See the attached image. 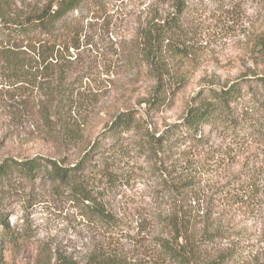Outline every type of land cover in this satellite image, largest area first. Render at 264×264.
<instances>
[{
    "label": "rangeland",
    "instance_id": "rangeland-1",
    "mask_svg": "<svg viewBox=\"0 0 264 264\" xmlns=\"http://www.w3.org/2000/svg\"><path fill=\"white\" fill-rule=\"evenodd\" d=\"M48 1L16 0L15 7L28 11ZM103 3L102 10H85L73 18L64 38L76 48L55 46L44 52L34 42L19 48L22 61L28 59L21 70L25 80L16 84L0 80V162L40 156L72 168L86 149V168L76 173L91 196L116 217L120 231L111 234L88 222L82 206L44 174L33 181L4 180L0 248L7 264H34L39 249L76 264H87L93 253L112 251L128 264H177L157 261L146 248L150 236L160 232L156 214L169 203L162 185H187L184 191L196 192L201 207L219 209L225 203L218 189L230 175L258 169L264 174V140L236 142L209 128L200 144L181 141L161 151L154 172L130 140L108 143L100 151L94 148L118 110L131 108L158 133L176 121L189 98L204 87L237 81L243 94L238 103L263 101L264 90L254 75L264 70V63L256 62L250 47L264 30V0L190 5L178 17L176 28L189 44L188 51L176 56L166 51L148 56V43L140 37L150 23L176 17L174 0ZM165 64L169 74L164 73ZM158 86L166 103L153 108L145 100ZM233 217L234 223L252 224L253 251H260L258 259L264 263V251L259 249L264 241L256 235L254 223L259 216ZM2 221L17 231L28 227L30 240L18 248L2 245Z\"/></svg>",
    "mask_w": 264,
    "mask_h": 264
},
{
    "label": "trees",
    "instance_id": "trees-1",
    "mask_svg": "<svg viewBox=\"0 0 264 264\" xmlns=\"http://www.w3.org/2000/svg\"><path fill=\"white\" fill-rule=\"evenodd\" d=\"M227 0H174V16L163 23H150L140 33L142 41L148 43V56L169 54H187L189 44L176 31L178 17L190 5L200 6L202 3L212 5L225 4ZM219 5V4H218ZM16 0H0V80L11 84L25 80L22 74L26 63L20 57L19 48L23 43L34 42L44 47L47 52L55 46L68 50L77 47L74 42L68 44L64 33L72 27V20L83 11L95 12L105 6L103 0H49L40 7L28 11L16 9ZM62 31V32H59ZM251 53L256 62L264 63V30L252 39ZM179 43L181 49H179ZM48 58V57H46ZM148 59V57L146 58ZM43 59L42 61H46ZM164 73L169 74L166 64ZM255 79L264 90V70L256 73ZM159 86L154 89L150 99H146L153 108L162 107L166 98ZM243 94L237 81L222 87H204L191 96L180 117L164 125L158 133L150 130L144 119L137 116L134 110L126 108L118 110L105 127V132L94 148L103 150L108 143L117 144L122 139L130 140L137 146L150 162L152 171H156V158L172 144L181 141H192L200 144L204 139V129L218 131L236 142H252L264 140V100H249L238 103ZM74 167L61 164L53 158L35 156L23 160L12 157L3 158L0 162V183L5 180L23 178L33 181L44 174L56 189H63L83 208L86 220L98 225L108 232L120 231L116 217L97 202L80 180L77 170L86 167V153ZM166 152V151H165ZM208 153V150L206 151ZM204 152V154H206ZM214 158L215 153H210ZM169 203L167 209L156 214L160 232L151 235L147 240V250L152 251L163 263L177 264H264L258 259L260 251L254 252L255 234L252 224L234 223L233 215L243 217L259 216L256 235L264 241V174L258 169L238 171L229 176L227 182L219 187L217 193L224 199L225 205L215 209L213 205L201 207L195 193H186L187 185H169L164 183ZM172 201V202H170ZM2 245L9 244L18 248L30 240V229L20 228L18 231L4 221ZM226 247L220 248V244ZM264 251L263 247H259ZM254 252V253H253ZM0 264L4 262V254L0 248ZM34 264H76L71 258L56 255L50 257L46 251L39 249ZM87 264H128L115 251L93 253Z\"/></svg>",
    "mask_w": 264,
    "mask_h": 264
}]
</instances>
